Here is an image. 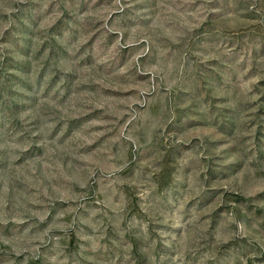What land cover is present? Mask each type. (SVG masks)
<instances>
[{
    "label": "rangeland",
    "instance_id": "1",
    "mask_svg": "<svg viewBox=\"0 0 264 264\" xmlns=\"http://www.w3.org/2000/svg\"><path fill=\"white\" fill-rule=\"evenodd\" d=\"M0 264H264V0H0Z\"/></svg>",
    "mask_w": 264,
    "mask_h": 264
}]
</instances>
